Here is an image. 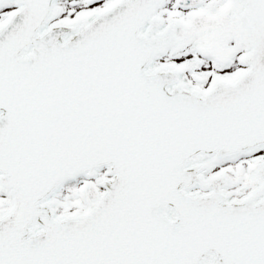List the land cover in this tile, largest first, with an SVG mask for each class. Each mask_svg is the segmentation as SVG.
Returning <instances> with one entry per match:
<instances>
[{"label": "snow or ice", "instance_id": "snow-or-ice-1", "mask_svg": "<svg viewBox=\"0 0 264 264\" xmlns=\"http://www.w3.org/2000/svg\"><path fill=\"white\" fill-rule=\"evenodd\" d=\"M0 264H264V0H0Z\"/></svg>", "mask_w": 264, "mask_h": 264}]
</instances>
